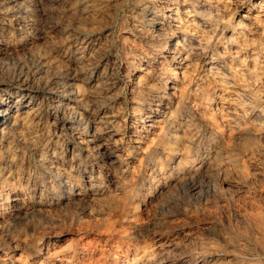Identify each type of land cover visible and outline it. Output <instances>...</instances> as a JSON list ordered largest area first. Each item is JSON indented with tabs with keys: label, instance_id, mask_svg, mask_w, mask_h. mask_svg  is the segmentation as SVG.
<instances>
[{
	"label": "rangeland",
	"instance_id": "1",
	"mask_svg": "<svg viewBox=\"0 0 264 264\" xmlns=\"http://www.w3.org/2000/svg\"><path fill=\"white\" fill-rule=\"evenodd\" d=\"M46 1L48 34L13 16L0 20L1 80L8 77L6 63L16 72L19 61L39 63L38 50L55 45L54 62L60 65L69 41L83 40L97 78L83 86L85 97L93 95L115 116L124 153L118 165L93 173L92 190L74 197L69 185L40 164L36 149L58 139L44 110L29 125L8 131L0 145V264H49L53 258H44L43 249L51 244L50 254L73 255V264L82 257L85 264H264V0H187L181 19L191 28L183 25L181 38L196 50L182 70L170 59L174 39L167 42L158 33L149 38L135 27L152 17L145 6L154 9L156 23L169 15L159 8L181 0ZM172 70L176 78L167 80ZM159 103L167 109L162 115L155 113ZM152 122L156 130L147 127ZM177 122L181 128L172 132ZM139 134L148 141L133 149ZM89 157L82 154L81 170ZM24 173L50 185L51 198L28 194ZM188 174L197 179L181 184ZM206 180L209 192L200 190ZM16 197L27 205L25 219L12 212ZM37 201L47 207L38 211Z\"/></svg>",
	"mask_w": 264,
	"mask_h": 264
},
{
	"label": "bare ground",
	"instance_id": "2",
	"mask_svg": "<svg viewBox=\"0 0 264 264\" xmlns=\"http://www.w3.org/2000/svg\"><path fill=\"white\" fill-rule=\"evenodd\" d=\"M186 1L187 0H181L179 2L177 1V3L174 2L175 7H173V5H172L171 8H167V7L166 8L165 7L159 8V9H166V11L169 13V15H167L166 17L164 16L165 19H170L171 21L175 22L176 24L169 26V22L166 21L164 18H163L164 21L163 20L158 21V22L156 21V23H155L153 20V18H156V13H155L154 9L152 10L150 6H149L150 8L145 6L144 9H147V13L149 14V16H152V17L148 21L141 20L135 26L140 31L146 32L147 36H149V38H152L153 37L152 35L154 33H158L159 36L161 34H163V36L167 42H171V40L173 41V39H174L175 42L171 48L172 58H170V59L174 65H175V63H176V65H178V69H180V70H182L183 68L185 69V66H187L191 62L190 57L192 54L190 53V51L196 50L193 47L194 43L192 44L191 40H189V39L187 40L186 38L182 39L183 37L181 36V34L184 33V31H182L183 25L185 27H188L189 23H190L188 21H185V18H184V20L181 19V15L184 14L182 12L187 10V7H188L186 4L187 3ZM159 3L164 5L166 3L168 4V1L159 0ZM160 4H158V5H160ZM263 5L264 4H262L260 6L262 10L264 8ZM48 7H49V4L46 0H0V20L2 18L7 17V16H13L15 21L21 22L20 24H24L25 27L26 26L27 27H34V28L38 27L40 34H43V35L48 34L47 32H49L50 30L47 31V27L50 24V19H51L50 13L48 11ZM255 7L256 8L259 7L258 4ZM154 8H156V7H154ZM140 11H141V9H140ZM190 12H188V13L191 14L192 12L191 13ZM86 13L87 12H85V14ZM186 16H187V14H186ZM183 17H185V16H183ZM188 20H190V19H188ZM183 21H185L184 22L185 24L183 23ZM171 28H172V30H171ZM194 31H195V28H194ZM194 31L191 30V33L192 32L194 33ZM188 32L190 33V31H188ZM193 35H195V34H193ZM38 36H40V35H38ZM42 38H43V36H42ZM162 40H163V38H162ZM42 42H43V40H42ZM147 42H149V41H147ZM184 43L187 44V45H185L186 46L185 48L182 47V45H184ZM90 44H92V43H90ZM188 44H189V46H188ZM88 45L83 40L79 41L77 39H71V42L69 41V43H68L69 47L67 48V50L65 48L66 52L65 53L63 52L64 54L60 55V58H61L60 60H61L62 65L60 63L59 64L61 66L56 63V60L54 62V56L55 55L58 56L57 55L58 51L56 50L55 45H53L54 48L44 46L42 49L38 50V52H37L38 56L36 55L38 57V60H40L39 63L34 62L30 58H26L23 61H19L17 63V65H16L17 67L15 69L16 72H14V70H13L14 68L12 69L10 67V64L6 63V64H4L5 66L2 69L6 70L7 73H4V74H6L8 77H6L7 79L5 78L6 80H4L3 78H2L3 80H1V78H0V145L2 144L3 140H5L6 133L8 131L11 132L13 129H15V131L17 132L20 125H24V124L29 125L28 124L29 121L34 122V119L38 113L37 111L41 112V110H44L43 112L45 114L46 119L50 122V124H51L50 126H52L53 129L56 130V133H58V134H56L58 139H56V140L52 139V141H50V144L42 145L41 150H38L35 148L36 151H38V153H40V157H39L40 158V164L42 165V168L45 170H48V172L49 171L55 172L57 174V176H59V179L62 182L69 185L68 187H71V191L68 194H71L74 197H81L83 191L85 192V191L92 190V187L94 188L93 180H92L93 173H95V172L100 173L103 171H108L109 168H111L112 166L118 165L119 161H120L119 158L124 153V151H123L124 136L118 137L119 133L116 131V127L114 125L115 121H116L114 119L115 116H113L112 114L110 115L109 113L105 112V110L103 108L99 107L96 103V98L92 97L93 95H91L89 98L85 97V94H84L85 90H83V86L84 85H88V86L92 85V83L94 84L97 80V78L94 74L95 68L92 70L93 71L92 72L91 68H90L91 67L90 64H92V63H90L87 59L86 49L88 48ZM149 48H151V47H149ZM186 48H188L189 50ZM91 54H93V53H91ZM30 57H32V56L30 55ZM99 59H100V57H99ZM113 62H114V60H113ZM60 69H63V70L61 71ZM158 69H159V67H158ZM210 69L213 70L214 67L213 68L211 67ZM88 71L89 72L91 71V74L87 75L86 73ZM141 72H142V70H141ZM176 75H177L176 72L173 71L171 73V76L168 77L167 80L168 79H175ZM127 81L128 82L131 81L133 84L132 80L128 79ZM165 88H167V87H165ZM88 90H90V89H88ZM87 93H89V92H87ZM99 95H101V94H99ZM86 96H88V95H86ZM164 105L165 104H163V106H162V103H159L158 105H156L157 108L155 109V113L158 115L159 114L162 115L163 113H165L164 111L167 109H166V106H164ZM161 106H162L163 110H162ZM25 110L26 111L29 110V111L24 113ZM23 113H24V115H23ZM40 118H42V117L40 116ZM230 118H232V117H230ZM37 119H39V118H37ZM152 120L155 122V118H152ZM31 127H33V126H31ZM31 127L28 126V129L32 130ZM147 127L149 129H155L156 130V128H155L156 126H154L153 122H152V124H147ZM180 128H181V125H180V123L177 122V123H175V126H172L171 131L172 132L178 131ZM24 130H26V129H24ZM31 132H33V131H31ZM146 132L149 134V133H153L154 131L146 130ZM254 132H255V130H254ZM14 134H15V132H14ZM16 134H18V133H16ZM19 134H20V132H19ZM145 135L146 134H139V135L133 136L134 139L132 140L133 144L130 145V146H132L131 148L137 149L141 145L145 144L148 141L147 140L148 137H146ZM36 137H38V136H36ZM69 137L72 139H69ZM252 137H254V136H252ZM17 138H19V137H17ZM25 138H26V136H25ZM39 138H40V136H39ZM33 141H35V140H33ZM91 145H94V146L91 147ZM29 146H31V144ZM28 153H30V152H28ZM83 153H86L87 156H90L92 158H91V161L90 160L88 162L86 161L88 163L87 168L84 167V170H81V166H82L81 157H82ZM10 154H12V153H10ZM24 154H25V152H24ZM38 156H39V154H38ZM34 158H35V156H34ZM94 159H98V160L93 162ZM2 161H3V159H2ZM12 161L14 162V160H12ZM157 163H158L157 159H154L152 161V167L156 168ZM33 166H34V164H33ZM25 170H26V168H25ZM15 172H16V170H15ZM27 172H28V170H27ZM22 173H23V171H22ZM31 173L30 174L24 173V174H27L24 177H26V183H27L26 191L28 192V194H32V196L37 195L40 198L44 197V195H46L47 198H51V195H53V191L51 189V186L47 185V183H44V184L39 183V182L37 183V180L33 177V175ZM196 175L195 174H188V175H185L183 177L180 176L181 178L179 181L181 184L183 183V184L191 185L194 183ZM54 178H55V176H54ZM21 179H20V181H21ZM94 179H96V178H94ZM3 180H5V178ZM54 180H56V179H54ZM8 181H10V180H8ZM8 183L9 182H7V184ZM53 183H54V181H53ZM175 183L176 182L174 181V184ZM11 188H12V186H11ZM18 190H20V189H18ZM23 190L21 192H23ZM200 190H202L204 192H209L211 190V182L207 181L203 186L200 187ZM13 202H14V205H13L12 212L14 211L13 213L15 215V218L19 217V216L24 218L25 216H27V214H28L26 212L27 211V205H26V208H25V206H23L24 203L22 202V199L19 197H16V198H14ZM31 203H32V205H30V206H31L32 210L34 211V203H36V202L32 201V202H30V204ZM37 203L40 207L39 209H37L38 211H41V210L43 211L47 207V204H48V203L46 204V202H44V201L43 202L37 201ZM20 205H22V206H20ZM23 210H25V211H23ZM11 217H14V216H11ZM51 245L52 246L46 247L43 249L44 251H46V253L44 254V258H53L52 260L49 261V264H73V263H71L73 255L71 257L69 256V258L65 259V258L60 257L59 255L50 254V252L53 249V244H51ZM85 260H87V258ZM85 260L82 257L81 260H79L78 262H76L74 264H85ZM39 264H43V263L40 262Z\"/></svg>",
	"mask_w": 264,
	"mask_h": 264
}]
</instances>
